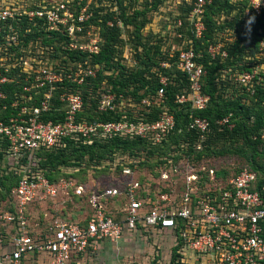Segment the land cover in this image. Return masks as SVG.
Returning <instances> with one entry per match:
<instances>
[{"label": "built area", "instance_id": "built-area-1", "mask_svg": "<svg viewBox=\"0 0 264 264\" xmlns=\"http://www.w3.org/2000/svg\"><path fill=\"white\" fill-rule=\"evenodd\" d=\"M186 1L191 5L186 19L189 35L174 30L181 27V19L172 23L165 44L170 48H163L167 60L159 66L170 68L169 60L175 57L176 69L189 84L187 91L175 97V103L190 102L191 110L201 111L209 97L202 93L205 71L197 61L200 54L193 41L204 36V13L211 0ZM92 3L98 6L96 0H0V113L10 111L6 119H0V167L19 177L6 199H0V264H70L94 253L99 244L119 243L132 232L147 241L151 236L164 237L171 244L168 264H264V185L257 186L258 174L247 166L224 178L214 168L195 166L184 156L175 160V153L159 158L154 172L130 167L134 161L128 158L120 170L125 176L139 170L137 181L129 182L122 191L111 188L97 194L78 182L72 176L74 171L67 172L69 168L61 169L63 175L52 182L38 168V151L63 148L67 141L92 145L120 138L157 145L175 128L173 115L162 106L165 77L160 78L153 95L140 99L137 105H127L134 111L115 104L122 95L98 89L96 111L121 113L116 121L80 116L84 110L81 88L91 85L100 69L89 62L99 55L102 41L100 26L91 23ZM180 3L175 0V9ZM102 5L106 6V1ZM112 10L117 11L116 7ZM262 13L264 0H248L243 26L251 14ZM224 18L222 14L219 20ZM21 24L25 25L23 33ZM106 25L124 31L117 15ZM34 31L53 38V45L43 44L40 36L26 40ZM231 33H220L217 42L208 45L211 59L227 57ZM121 37L126 39L124 34ZM255 56L257 60L264 57V38ZM129 58L126 49L124 59ZM231 77L252 95L264 82V62ZM13 83L21 84L20 92H14L8 101L2 88ZM37 95L41 97L36 99ZM54 98L62 105L54 109L61 111V119L45 120L53 110ZM160 107L156 121L146 120L145 114ZM188 118L187 129L196 133L195 151H199L211 132L210 125L199 116ZM217 124L233 128L230 115ZM254 140L264 141V127ZM60 195L70 203L85 200L93 213L83 217L79 212L75 221L45 211L37 216L31 213L34 205L53 203ZM120 197L125 207L110 212L107 200Z\"/></svg>", "mask_w": 264, "mask_h": 264}, {"label": "trees", "instance_id": "trees-1", "mask_svg": "<svg viewBox=\"0 0 264 264\" xmlns=\"http://www.w3.org/2000/svg\"><path fill=\"white\" fill-rule=\"evenodd\" d=\"M90 5L93 14L91 23L100 26L101 50L99 55L93 57L90 64H98L100 69L97 77L91 85H84L81 88V95L84 100V110L80 114L87 120L97 119L100 121H116L121 113H98L97 90L101 92L110 90L116 96L132 97L137 102L140 99L153 95L161 77L167 79L165 87L163 107L173 115L175 128L160 144L152 145L150 142L141 139H120L113 138L105 142H95L92 145H83L67 141L65 147L51 151L40 150L37 153V166L44 171L49 181H56L63 175L61 169H72L75 173L81 163H86L95 169L101 167L102 161L112 159L115 154L126 155L138 169H148L154 172L161 157H171L175 153V160L184 156L190 161L200 162L207 157H218L223 155H235L247 162V167L258 174L257 186L264 185V141L254 140V136L264 127V82L256 86L255 93L250 95L245 88L233 81L231 75L235 72H242L253 68L254 65L263 63V59H256L257 46L264 38V13L260 16L251 14L244 23V12L248 0H211L206 6L204 13L205 32L200 40H194L193 46L196 53L200 54L197 61L202 65L205 75L202 78V93L209 97L205 109L195 111L190 109V102L183 104L175 103V97L182 94L189 88L186 77L176 69L175 57L169 60L170 68L164 69L160 63L167 60V53L163 48H170L165 44L169 36L160 34V31L143 32L150 28L154 21L152 15L159 12L166 0H96ZM106 1V6L102 5ZM116 7L117 11L112 9ZM191 5L186 0H181L176 12L171 14L173 26L177 19L182 24L176 32L189 35L187 32V15ZM99 12L102 14L99 16ZM225 18L220 21L221 15ZM122 22L124 31L113 26L108 27V21H113V16ZM99 19V21H98ZM173 23V24H172ZM24 24L20 25V32L23 33ZM232 32L231 41L226 47L227 57L223 60L211 59L207 53L210 43H216L220 33ZM160 32V33H159ZM172 32V30H171ZM126 39H122V35ZM42 39L43 44L53 45V38L36 31L27 34L25 39ZM179 43V41H176ZM128 49L130 60L134 61V67L126 66L124 52ZM106 73V74H105ZM104 82V85L102 83ZM21 84H10L2 88L8 94V101L14 92H20ZM37 95L35 98H39ZM57 97V93L54 94ZM53 110L45 115L44 119L57 121L61 119V111L55 98ZM162 112L160 108H154L145 114L146 120L156 121ZM10 111L0 113V119H6ZM199 116L208 120L210 134L201 150L195 151L197 135L194 131L187 129L189 115ZM230 115L233 128L228 130L220 127L217 123L224 117ZM2 154L0 153V160ZM261 159V160H260ZM121 167H119L120 170ZM219 176L220 174L217 173ZM222 176V175H220ZM76 178V177H75ZM19 177L12 173L1 171L0 167V199L8 196L10 189L16 185ZM81 182L79 178H76ZM174 254L172 261H174Z\"/></svg>", "mask_w": 264, "mask_h": 264}, {"label": "rangeland", "instance_id": "rangeland-1", "mask_svg": "<svg viewBox=\"0 0 264 264\" xmlns=\"http://www.w3.org/2000/svg\"><path fill=\"white\" fill-rule=\"evenodd\" d=\"M175 0H166L161 10L152 15L154 23L150 28H146L143 34L147 33L149 29L152 31H160L162 35L171 37V21L172 15L176 12L174 7ZM133 60V59H132ZM126 61V66L134 67L136 63L134 61ZM116 105H126V109L135 110L127 105H137V101L132 97H122V99H116ZM133 107V106H132ZM135 116V114H132ZM128 157L120 153L115 154L112 159L102 161L101 167L95 169L88 164L81 163L78 167V171L75 173V177L79 178L83 184H86V189L91 193H100L107 189L116 188L120 191L129 182L137 181L141 176V172L137 169L130 176H125L119 167L127 165ZM261 160V159H260ZM195 166L200 164L206 167L214 168L217 173L224 178H229L242 167H246L248 164L245 159L237 157L235 155H223L218 157H207L201 159L200 162H194ZM247 164V165H246ZM0 166H2L0 164ZM148 169H146L147 171ZM67 172H73L72 169L66 170ZM219 175V176H220ZM125 201L120 197L116 200L108 199L106 205L110 212H116L117 209L125 207ZM92 207L87 202L77 200L74 203H70L67 198H63L60 195L53 203L36 204L31 208V213L35 216L38 213L47 212L49 215L55 213L58 217L65 216L66 221L79 220L78 215L86 217L93 213ZM80 212V213H79ZM51 220H49L50 222ZM38 222L35 220V223ZM42 226V225H41ZM152 240V241H151ZM151 240L147 241L144 236L137 233H128L124 239L116 244L101 243L98 245L97 250L94 253H87L81 258L74 259L70 264H168L170 260L171 244L164 240L161 236H151ZM33 262V261H32Z\"/></svg>", "mask_w": 264, "mask_h": 264}, {"label": "crops", "instance_id": "crops-1", "mask_svg": "<svg viewBox=\"0 0 264 264\" xmlns=\"http://www.w3.org/2000/svg\"><path fill=\"white\" fill-rule=\"evenodd\" d=\"M35 224H38L39 226H41V224L40 223H38V222H36ZM104 243V242H103ZM108 243V242H107Z\"/></svg>", "mask_w": 264, "mask_h": 264}]
</instances>
